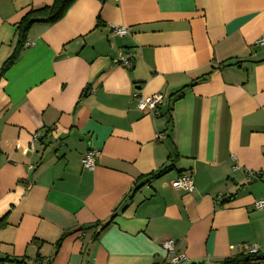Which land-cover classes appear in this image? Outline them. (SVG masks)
I'll use <instances>...</instances> for the list:
<instances>
[{
    "label": "crops",
    "instance_id": "0c3cea01",
    "mask_svg": "<svg viewBox=\"0 0 264 264\" xmlns=\"http://www.w3.org/2000/svg\"><path fill=\"white\" fill-rule=\"evenodd\" d=\"M52 1L0 0V68L23 15ZM263 35L264 0H76L32 25L0 77V264L264 257ZM156 93L159 114L140 112ZM184 174L191 192L170 186Z\"/></svg>",
    "mask_w": 264,
    "mask_h": 264
},
{
    "label": "trees",
    "instance_id": "16d2710c",
    "mask_svg": "<svg viewBox=\"0 0 264 264\" xmlns=\"http://www.w3.org/2000/svg\"><path fill=\"white\" fill-rule=\"evenodd\" d=\"M75 1L76 0H53L50 5L35 10L31 9L23 15V17L16 25L17 40H16L15 48L12 54L4 61L2 67L0 68V77L18 59L19 54L21 53L24 45L26 44V37L32 25L37 23H43L48 25L57 23L64 17L68 9L72 6V4ZM170 170H171L170 166L165 167L164 169L160 170L157 174L152 175L151 177L152 179L158 178L163 174H165L166 172H169ZM139 188L140 185H135L134 188L130 191V193L131 192L135 193L136 191L139 190ZM114 216L115 215H112L104 223H97L95 225V226H99L98 231L94 235L95 238L113 222ZM2 226H3V222L0 221V228ZM82 229L83 228H80L76 231L64 232L55 243L56 252L60 248V245L65 238ZM262 259H264V257L258 256L257 253L255 254L246 253L244 255H239L233 258L226 259L222 261L221 264H250ZM35 262H37L38 264H43L42 261L40 260H37ZM46 264H50V263L47 262Z\"/></svg>",
    "mask_w": 264,
    "mask_h": 264
},
{
    "label": "built area",
    "instance_id": "2783aa9c",
    "mask_svg": "<svg viewBox=\"0 0 264 264\" xmlns=\"http://www.w3.org/2000/svg\"><path fill=\"white\" fill-rule=\"evenodd\" d=\"M112 33L118 36H124L127 34V29L123 27H114L112 29ZM257 44H264V35L258 39ZM121 63L126 67H130V59L128 56L123 55L121 58ZM136 107L140 112H152L155 114L158 113V107L162 102V95L159 93L153 94L148 97L137 96L136 97ZM37 138V135L34 136V140ZM160 138V136H157ZM98 156V152L96 151H88L84 154L81 163L84 169L88 171H93L95 167V160ZM170 186L176 191L182 192H191L193 190V184L190 175L184 174L178 176L174 180L171 181ZM253 207L256 210L264 211V199H260L254 202ZM162 249H164L167 253H173L174 242L172 240H166L161 243ZM249 254H255L256 249L250 248L248 250ZM185 257L183 255H174L170 258L169 264H178L180 261L184 260ZM33 264H38L34 262Z\"/></svg>",
    "mask_w": 264,
    "mask_h": 264
},
{
    "label": "water",
    "instance_id": "95a60500",
    "mask_svg": "<svg viewBox=\"0 0 264 264\" xmlns=\"http://www.w3.org/2000/svg\"><path fill=\"white\" fill-rule=\"evenodd\" d=\"M259 178H261V174H258L256 179H259ZM256 179H255V180H256ZM90 227H92V225L87 226V228H90Z\"/></svg>",
    "mask_w": 264,
    "mask_h": 264
}]
</instances>
